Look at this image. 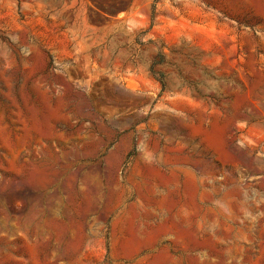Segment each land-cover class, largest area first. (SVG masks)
Listing matches in <instances>:
<instances>
[{
  "label": "rangeland",
  "instance_id": "obj_1",
  "mask_svg": "<svg viewBox=\"0 0 264 264\" xmlns=\"http://www.w3.org/2000/svg\"><path fill=\"white\" fill-rule=\"evenodd\" d=\"M0 264H264V0H0Z\"/></svg>",
  "mask_w": 264,
  "mask_h": 264
}]
</instances>
